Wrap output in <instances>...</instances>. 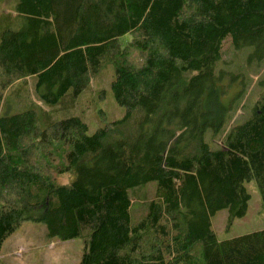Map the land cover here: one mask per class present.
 I'll return each mask as SVG.
<instances>
[{
    "label": "trees",
    "instance_id": "1",
    "mask_svg": "<svg viewBox=\"0 0 264 264\" xmlns=\"http://www.w3.org/2000/svg\"><path fill=\"white\" fill-rule=\"evenodd\" d=\"M227 39L264 58V0H0V252L34 221L82 239L80 264H264V229L219 240L211 223L247 214L251 180L264 206V75L236 123L248 76L226 102ZM109 67L125 114L91 133L74 110Z\"/></svg>",
    "mask_w": 264,
    "mask_h": 264
},
{
    "label": "rangeland",
    "instance_id": "2",
    "mask_svg": "<svg viewBox=\"0 0 264 264\" xmlns=\"http://www.w3.org/2000/svg\"><path fill=\"white\" fill-rule=\"evenodd\" d=\"M223 67L226 72L224 84L230 85L226 95L232 98L242 87V74H247L248 85L244 98L240 101L234 121L245 122L253 112L254 103L262 91L257 85V80L264 75V58L251 57L254 48L247 47L237 50L231 46L227 39L224 43ZM112 68L105 69L102 74L95 77L92 87L83 94L76 104L77 114L85 116L89 131L95 132L105 118L107 121L121 119L125 110L119 106L110 89ZM101 90H105L101 95ZM11 90L6 94L7 100H11ZM5 110L14 112V108L3 103L1 114ZM75 177L69 174L62 175L58 179L61 185L69 184ZM246 187L251 194L247 214L242 218L235 219L229 224V211L223 209L211 216L212 228L219 240L231 239L240 235L264 229V206L260 191L254 180L248 181ZM156 183L151 182L138 191V200L133 202L130 210L132 222H137L145 216L149 209V203L154 198ZM84 251L82 239L61 241L50 237L47 227L42 222H24L4 242L0 252V264H80Z\"/></svg>",
    "mask_w": 264,
    "mask_h": 264
}]
</instances>
